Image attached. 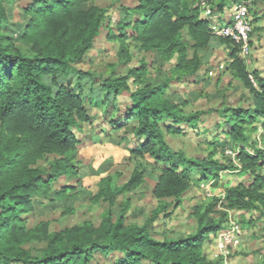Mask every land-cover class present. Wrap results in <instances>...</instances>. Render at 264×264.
I'll list each match as a JSON object with an SVG mask.
<instances>
[{"label":"trees","instance_id":"obj_1","mask_svg":"<svg viewBox=\"0 0 264 264\" xmlns=\"http://www.w3.org/2000/svg\"><path fill=\"white\" fill-rule=\"evenodd\" d=\"M5 1L15 0H0V22L7 19L2 9ZM95 1L30 0L23 8L27 24L19 33L30 45V54L8 37L0 43V264H96V251L119 252L121 257L114 264H224L222 256L209 259L202 247L224 228L228 211L257 212L258 217H264V148L249 149L257 141H251V136L258 133L264 139V67L250 72L240 46L229 37L212 33V22L202 15L201 6L206 5L211 14H222L236 2L248 1L251 11V4L263 0H137L124 8L126 13L115 23L118 32L109 30L107 35L119 44L118 66L124 73L114 70L109 76H98V89L106 98L114 99L126 92L121 116L105 120L111 127L107 135L124 129L138 141L128 149L129 156L150 159L159 167L152 189L158 207L143 225H126L124 207L114 214L116 198L143 183L144 167L133 171L121 186L105 176L99 179L94 194V200L107 203V216L99 226L51 233L39 255L24 247L35 236L26 223L27 214L34 210L33 201L46 198L52 191L54 203L71 187L54 186L62 178L77 175L78 138L74 128L91 123L87 107L90 97L56 78L67 75L93 47L108 11ZM87 3L92 5L87 7ZM257 20L251 17L252 30ZM128 39L142 52L153 53L161 63L174 59L162 78L149 81L143 59L139 66L128 67L133 57ZM211 40L226 49L227 70L247 90L250 102L247 106L185 113L182 104L172 101L166 91L172 82L205 80L198 72L206 62ZM87 75L89 82L95 79L94 73L80 71L78 81ZM45 76L51 77L52 86L43 80ZM111 108L118 109L112 104L104 113ZM212 111L222 117L216 123L221 130L205 140V157L187 158L167 143L166 136L182 133V125L197 134H210L212 129L203 126L199 130V125L203 123L201 116ZM227 147L235 153L237 165L215 158ZM49 155L55 158L47 170L36 166ZM194 170L199 171L196 182L218 180L221 170L249 172L253 178L248 185L225 187L206 204H195L190 215L196 228L190 235L155 238L150 225L160 214L169 217V206L183 204Z\"/></svg>","mask_w":264,"mask_h":264},{"label":"rangeland","instance_id":"obj_2","mask_svg":"<svg viewBox=\"0 0 264 264\" xmlns=\"http://www.w3.org/2000/svg\"><path fill=\"white\" fill-rule=\"evenodd\" d=\"M30 0H15L12 3L4 2L3 8L7 14V19L0 22V43L5 42V38L11 39L13 45L18 47L25 54H30L29 44L26 43L19 33L27 24V16L23 8ZM137 0H96L95 3L106 8V21L102 25L98 36L94 39L93 47L86 53L83 60L70 67L69 73L65 76L59 75L57 82L69 85L75 92L89 95L87 107L92 116L91 123H81L74 128L78 138L77 155L75 159L77 175L62 178L54 186L59 189L62 185H70L63 196L51 202L53 192L46 198L33 201L34 210L27 214V227L35 232L31 242L24 247L29 249L33 255H39L46 247V237L64 228L94 226L97 227L107 216V203L102 199L94 200V194L98 190L99 179L110 176L116 186L123 185L133 171L144 167L143 183L131 192L122 193L116 198L114 214L116 215L123 207L126 210V225H143L151 216L152 211L158 207V200L152 196V189L155 185L159 167L147 159H132L129 156V148L138 144L132 136L126 135L124 129L113 130L107 135L111 127L105 123L110 117H120L127 97L126 92H122L117 98H106L103 92L98 89V76H109L112 71L124 73L118 66L119 44L107 38L109 30L117 33L115 23L126 13L125 7L133 6ZM92 3H87L89 7ZM202 15L208 16L210 21L218 23L224 18H217L216 14H205L209 9L202 4ZM229 19V14H226ZM251 17L258 20L253 25V30L249 36V53L241 55L251 72L253 69L264 67V0L251 4ZM129 51L132 53V60L128 67L140 65V59L147 63V78L154 82L157 78H162L174 62L161 63L153 53L142 52L135 43L127 40ZM228 56L226 49L221 47L215 50L211 57L201 67L198 74L205 80L193 82H172L166 93L172 101L182 104L185 113L193 111L219 110L226 106H247L250 96L239 82L232 78L227 70ZM90 71L94 73L95 79L89 82L90 76H84L78 81V72ZM43 80L52 86L51 77H43ZM55 90L56 88L53 87ZM115 105L118 109L111 110L106 114L104 110L109 105ZM201 116L203 123L199 125V130L205 126L212 129L210 134H197L196 131L182 125V133L167 135V143L176 150L184 152L187 158H202L207 155V145L205 140L211 139L213 133H220V128L216 127L217 122L222 121V117L216 112ZM256 134L251 136L252 149H263L264 139ZM124 140H120L121 137ZM225 148L220 151L215 158L223 163L232 161L237 165L235 153ZM230 156V157H228ZM55 156L49 155L36 163L41 169H48ZM192 184L185 194L184 202L179 207L169 206L171 211L169 217L160 214L150 225V232L157 239L170 237L172 239L184 238L195 231L196 223L190 215L192 207L199 203H208L213 197L222 194L225 187L237 186L239 184L248 185L252 180L249 172L239 170H221L218 180H207L196 182L199 171L191 172ZM128 204L125 205V202ZM256 213H246L242 210H229L228 221L224 228L210 240L203 244L202 250L209 259L222 256L224 264H263L264 258V217ZM239 223L240 234L234 236L230 234L231 223ZM252 222L249 223L248 221ZM229 224V225H228ZM226 227V228H225ZM231 242H226L225 237ZM225 235V237L223 236ZM121 254L117 251L94 253L96 264H114Z\"/></svg>","mask_w":264,"mask_h":264},{"label":"built area","instance_id":"obj_3","mask_svg":"<svg viewBox=\"0 0 264 264\" xmlns=\"http://www.w3.org/2000/svg\"><path fill=\"white\" fill-rule=\"evenodd\" d=\"M249 2L240 1L232 4L229 8L224 9L222 14L217 13V18H224L222 22L213 23L211 25L212 33L215 36L229 37L235 43L240 46V54L246 55L249 53V36L252 31V22L249 11ZM210 14V10L207 9L205 14ZM226 14H229V19H226ZM227 154H233L232 151H226ZM231 223L230 234L236 236L240 234L239 223H235L229 220ZM228 224V225H229ZM226 228V227H225ZM226 235V234H225ZM225 235H223L225 237ZM226 242H231L230 239L225 237Z\"/></svg>","mask_w":264,"mask_h":264},{"label":"crops","instance_id":"obj_4","mask_svg":"<svg viewBox=\"0 0 264 264\" xmlns=\"http://www.w3.org/2000/svg\"><path fill=\"white\" fill-rule=\"evenodd\" d=\"M221 47L224 48V46H221L220 44L217 45V43H216L215 40H211V42H210V47H209V51H208V55H207V58H208V57H211V56L214 54L215 50L218 49V48H221ZM202 66H203V65H202ZM202 66H201V67H202ZM200 69H201V68H200ZM199 71H200V70H199Z\"/></svg>","mask_w":264,"mask_h":264}]
</instances>
